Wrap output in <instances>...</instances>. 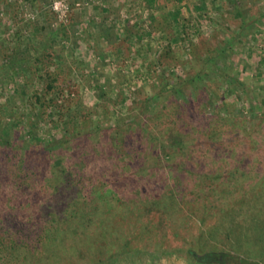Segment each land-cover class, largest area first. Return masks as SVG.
<instances>
[{
  "label": "trees",
  "instance_id": "obj_1",
  "mask_svg": "<svg viewBox=\"0 0 264 264\" xmlns=\"http://www.w3.org/2000/svg\"><path fill=\"white\" fill-rule=\"evenodd\" d=\"M13 1L0 0V87L7 78L11 91L7 102L0 93V118L12 113L0 124V264H264V111L255 117L239 95L249 112L231 104L245 83L225 58L257 19L244 17L220 43L199 47L160 5L155 18L168 38L151 63L159 83L115 104L108 91L117 96L123 82L103 89L104 73L68 60L56 43L92 24L102 57L100 43L138 39L143 23L111 31L74 0L61 20L48 0H23L38 12L25 22ZM20 23L32 30L13 46L2 32L18 37ZM179 43L191 64L183 76L170 70L180 64ZM114 49L122 58L130 48ZM65 65L79 85L58 86ZM82 86L96 89L94 107L81 104ZM65 91L72 96L62 111ZM96 108H110L113 123L97 121Z\"/></svg>",
  "mask_w": 264,
  "mask_h": 264
},
{
  "label": "rangeland",
  "instance_id": "obj_2",
  "mask_svg": "<svg viewBox=\"0 0 264 264\" xmlns=\"http://www.w3.org/2000/svg\"><path fill=\"white\" fill-rule=\"evenodd\" d=\"M42 5L43 0H38ZM70 0H48L51 2V10L56 14L57 20L68 18L70 12L69 9ZM76 7H87L89 15L93 19L101 20L107 27H115L119 29L126 22L143 23L140 29V37L138 39L116 40L115 44L110 43L107 46L104 43H100L99 49L101 56H98L95 52V43L92 40L94 33L92 31V24L87 26L88 32L82 33L80 28H74L70 33L69 39H64L56 43L55 49L64 50L63 53L68 60L74 58L79 59L85 65L92 63V68L95 73H104L107 78L103 81H99V86L107 90L112 85V82H123L116 91L118 95L111 96L112 92L108 91V98L115 104L132 98V92L139 88V95L146 97L149 93V82L154 80L155 84L159 83V76L156 72H153L154 66L151 64L156 61V58L161 52L162 44L167 40L168 35L158 26L155 18V13L158 11L160 5H164L165 9L175 18V26L177 27L180 37L192 39L199 47L203 43H212L222 41L224 38L234 33L238 29L240 20L244 17H252L247 19V22L253 21L249 25V31L243 32L240 37L237 38V44H234V50L232 53H227L229 64L233 66L232 73L239 76L245 83L242 86H236L238 92H233L228 96L231 104H242L245 112H249V105L242 102L243 98H247L255 109V117H258L260 113L264 111V17H260V12L264 6V0H241V2L234 5L233 0H171L168 4L166 0H74ZM168 1V0H167ZM18 4L20 10L23 11V20L29 21L34 19L38 13L35 8L30 7L23 0L13 1ZM164 3V4H163ZM21 12V11H20ZM3 9L0 7V17H3ZM9 19L6 17L2 22V29L8 28ZM109 24V25H108ZM50 28L55 27L54 22L50 20ZM19 28L21 32L18 33V37H14L13 31L15 29L9 28V32L2 34L6 36L10 43L14 46H18L21 42H24L32 29L25 28L20 23ZM114 28L111 29L113 31ZM1 33V31H0ZM171 33V31L169 32ZM1 35V34H0ZM236 42V41H235ZM121 44L123 48H130L125 57L120 56L116 49L110 51V49L118 44ZM141 44L144 49V53H136L135 45ZM182 44L174 46V55L180 59V64L175 62L170 64L171 74L185 75V69L191 67L189 64L187 52L181 47ZM133 47V48H132ZM53 48V47H51ZM54 49V48H53ZM262 50V51H259ZM51 51V50H50ZM47 59V57H46ZM220 59L218 63H220ZM178 64V65H177ZM197 64V63H196ZM216 63L213 64V66ZM195 67V63L193 64ZM216 67V66H214ZM68 65L63 66L58 86L63 87L71 79L75 85H79L80 79H78L77 73H67ZM210 73V72H209ZM213 80L218 81L216 78ZM0 87L1 102H7L8 94L11 93L9 80L6 78L2 81ZM71 91L75 92V86H69ZM32 86L29 90H32ZM242 88L244 91H242ZM81 95L83 101L81 104L90 108L94 107L96 89H88L86 87L81 88ZM251 91V96L248 94ZM66 91L63 93L65 106L62 105V111L66 110L68 105V97ZM238 98H237V96ZM72 96V94L70 95ZM109 101V100H108ZM110 103V102H109ZM109 107L106 103L104 107ZM100 116L96 118L106 119L113 123V114H110L108 109L104 112L101 109L96 108ZM119 107H117V110ZM60 110V109H58ZM57 110V111H58ZM74 111L70 112V114ZM108 111V112H107ZM57 113V112H56ZM248 115V114H247ZM12 113L6 112L0 118V124H7L10 122ZM106 121V120H105ZM90 125V124H89ZM85 129H89L88 125H82ZM80 128L78 123L75 122L71 125V128ZM56 129L53 128L52 132L55 134ZM52 133V134H53Z\"/></svg>",
  "mask_w": 264,
  "mask_h": 264
}]
</instances>
